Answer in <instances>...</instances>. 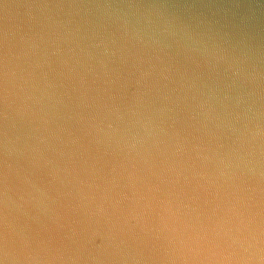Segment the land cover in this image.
Wrapping results in <instances>:
<instances>
[{"label": "water", "instance_id": "water-1", "mask_svg": "<svg viewBox=\"0 0 264 264\" xmlns=\"http://www.w3.org/2000/svg\"><path fill=\"white\" fill-rule=\"evenodd\" d=\"M169 198L264 228V0H0V264H171Z\"/></svg>", "mask_w": 264, "mask_h": 264}, {"label": "clouds", "instance_id": "clouds-1", "mask_svg": "<svg viewBox=\"0 0 264 264\" xmlns=\"http://www.w3.org/2000/svg\"><path fill=\"white\" fill-rule=\"evenodd\" d=\"M186 209V205L174 202L171 198L159 202L160 213L166 215L169 221L162 225L161 231L168 246L171 264H264V228L253 236L252 241L245 248V255L240 258L200 259L199 257L206 253H225V241L219 237L209 241L206 226L199 223L185 225L182 229L175 227L176 221L193 215L191 210L186 211ZM195 219H199V214ZM194 237L199 241H207V247L199 244L193 246L191 241ZM72 264H76V261L73 260Z\"/></svg>", "mask_w": 264, "mask_h": 264}]
</instances>
